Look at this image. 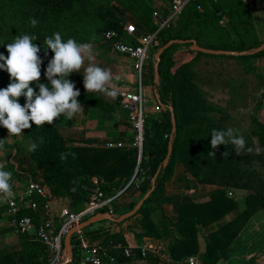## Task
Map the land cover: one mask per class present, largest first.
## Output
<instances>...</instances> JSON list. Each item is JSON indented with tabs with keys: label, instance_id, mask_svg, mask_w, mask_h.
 Instances as JSON below:
<instances>
[{
	"label": "trees",
	"instance_id": "1",
	"mask_svg": "<svg viewBox=\"0 0 264 264\" xmlns=\"http://www.w3.org/2000/svg\"><path fill=\"white\" fill-rule=\"evenodd\" d=\"M212 1H200L202 12L197 9V4L189 5L169 28L158 35L160 49L174 40L179 43L171 46L160 58V83L156 85L154 77L152 80L161 116L146 120L141 159L136 148L71 144V139H84L85 132L76 128L73 119L68 120L64 116L52 125L38 127L33 123L21 135L24 140L38 144L43 138V144H39L36 151L27 150L26 154L32 169L42 173L43 180L40 181L53 198L54 205H57L56 199L67 200L72 213L84 211L96 192L102 193L104 198H115L133 182L131 185L137 187L143 198L154 189L136 215L141 225V233L137 234V238L170 239V259L177 264L197 254H202V264H241L234 258L237 242L253 224L254 218L259 214L264 215V175L255 166L258 163L264 167V124L253 114V128L249 135L244 136L247 147H253L251 140H255L259 149L256 155L247 151L237 155L230 143L213 149L212 130L227 128L222 125V120L213 117L220 109L209 104L204 91L196 83L194 73L195 66L202 58L244 61L250 57H264V50L255 53L264 42L256 32L249 7L242 0L223 7ZM154 12V0H0V54L5 57L9 55L7 44L14 42L17 35H35L38 39L34 42L41 49L38 55L43 60L39 83L50 86L45 71L54 53L50 49L45 53L47 46L44 49L43 41L46 37L60 32L65 41L74 38L79 43L97 44L111 52V44L105 39V34L109 32L117 34L116 40L139 44L125 30V14L136 19L145 28L146 34H153L158 30ZM33 17L39 21L36 27L30 24V18ZM225 18H229V24L240 38L239 41L233 40L223 25ZM192 41L207 50L237 55L213 56L194 52L191 50ZM182 51L195 57L178 65L176 56ZM0 63L4 61L0 60ZM69 79L81 92L78 100L89 109L115 112L121 108L119 95L113 98L104 93H88L84 87V77L78 73H72ZM11 82L10 74L0 69V89L7 88ZM30 86L39 93L37 82H32ZM250 97L245 88L234 91L227 100V110H249ZM19 102L23 106L26 97L21 96ZM260 107L261 103L255 112ZM173 117L176 121L175 134ZM6 134L7 129L0 126V139H5ZM132 141L133 135L126 145L130 146ZM171 143L172 155L165 168L164 161ZM3 144L0 151L9 148L6 140ZM213 151L216 155L209 154ZM61 154H65L64 158ZM8 165V170L19 178H30L28 174L18 171L13 157L8 159ZM178 165H182L198 184L218 189L208 195L209 200L206 202L184 201L175 221L164 215L156 220V213L163 210L165 205L173 203L174 197L167 195L166 186L172 181ZM237 190L248 192L242 211L218 230L203 236L204 229L239 208ZM136 205L122 210L114 199L112 215L118 220L133 211ZM108 212L110 210L104 208L98 213ZM24 214L34 216L31 211H25ZM6 220V210L0 208V222ZM116 225L121 227L120 231L108 234L101 243L108 254L120 263L143 259L139 250L129 249L122 224ZM58 229L59 225L55 221V230ZM88 229L83 230V233ZM8 231L13 232V229L7 228L3 232ZM3 232L0 231V235ZM201 238L205 242L204 249L201 247ZM19 239L21 249L0 256V264H49L48 251L42 242L24 234H20ZM72 245L76 261L79 256L77 235L73 237ZM126 250H130L133 256H127Z\"/></svg>",
	"mask_w": 264,
	"mask_h": 264
},
{
	"label": "crops",
	"instance_id": "2",
	"mask_svg": "<svg viewBox=\"0 0 264 264\" xmlns=\"http://www.w3.org/2000/svg\"><path fill=\"white\" fill-rule=\"evenodd\" d=\"M158 3V9L160 11L168 12L169 1L168 0H156ZM155 1V2H156ZM127 33L139 40L146 34L145 28L130 14H125L124 16ZM261 41L264 42V37H260ZM96 53L95 63L102 67L110 69L113 73V83L116 86L117 92L125 90H135L138 85L139 77L135 72L134 61L125 56L114 54L107 51L104 47L92 44ZM184 52V51H182ZM195 55L187 53L184 55V62L191 61ZM206 58H202L200 61ZM210 60V59H209ZM230 61H235L240 68L241 73L246 79H255L256 84V101L252 113L256 115L259 121L264 124V57L255 58L250 57L244 61L229 59ZM155 57L152 56L150 61L146 64L143 74V96H144V106L146 110L147 117L159 118L161 116V109L156 100L152 80L154 77ZM183 62V63H184ZM87 61L85 62V67L87 66ZM79 75L83 76L84 69L82 68ZM253 94V91L251 90ZM261 103V107L255 112L257 105ZM84 111L82 114H78L73 118L75 121V126L78 130L85 132V138L82 144L85 145H95L97 147H106L109 143H123L127 144L130 137H132V127L129 121V114L118 108L115 112H104L98 109H89L86 105H83ZM250 110V109H249ZM63 116H61L62 118ZM7 134L5 135V140L9 145L6 150L0 151V163L8 168V159L13 157L14 162L18 171L27 174L31 168V162H29L26 157L20 154L19 151L11 144ZM12 138V137H11ZM17 138H23L21 135ZM11 140V139H10ZM77 139H71L70 143L76 141ZM27 161V164H25ZM214 186L210 185H200L197 183L196 179L193 178L182 165H178L175 170L174 177L170 183L167 184V195L173 196V203L165 205L163 210L156 213L155 219L159 220L163 215L176 220L180 206L184 201L192 200L195 202H206L209 200L208 195L215 191ZM141 193L134 185H127L124 190L119 193L115 200L122 210L127 209L133 204H138L142 200ZM240 202V200H239ZM244 202V201H243ZM240 202L239 208L229 215H227L223 220L211 225L210 227L204 229L203 236L218 230L225 223L233 220L244 208V203ZM63 208H68V205H55L54 213L55 217H59L61 210ZM87 208V204H86ZM85 208V209H86ZM5 221L0 222V231L7 230V228L2 224ZM122 228L125 231V239L128 244L129 249L139 250L143 259L136 260L134 262L120 263L116 261L115 264H177L170 259L169 255V244L170 239L158 240L151 238H144L139 240L137 234L141 233V225L139 222V217L136 216L122 223ZM121 227L116 224H110L109 222H102L89 227L87 232L83 231L76 234L81 236L84 241L89 244H101L107 238L108 234L119 232ZM205 242L201 238V247L204 249ZM237 249L234 258L240 261L241 264H264V215L259 214L254 218L253 224L244 233L243 236L237 242ZM21 249L19 235L14 231L3 232L0 235V256L6 255L10 252H16ZM202 259V254L192 255ZM190 256V257H192ZM179 264H188L184 261Z\"/></svg>",
	"mask_w": 264,
	"mask_h": 264
},
{
	"label": "clouds",
	"instance_id": "3",
	"mask_svg": "<svg viewBox=\"0 0 264 264\" xmlns=\"http://www.w3.org/2000/svg\"><path fill=\"white\" fill-rule=\"evenodd\" d=\"M39 21L30 18L32 27H36ZM38 39L35 35H17L14 42L7 44V57L0 54V69L6 70L12 79L7 88L0 89V126L6 128L9 137H19L24 130L30 129L34 123L36 126L52 125L61 116L72 120L78 114H82L84 108L78 100L81 95L76 85L69 79L72 73H80L84 69V87L88 93H104L109 97L118 95L113 83V73L110 69L102 68L95 63L96 53L91 43H79L74 38L66 41L60 32L45 38V53L50 49L54 56L49 61L45 76L49 84L39 83L41 78V66L43 60L40 55V47L34 42ZM95 39V37H93ZM87 66L85 67V62ZM37 82L39 93L30 85ZM26 97V103L22 106L19 98ZM0 139V149H3V141ZM232 144L235 153L240 155L252 152L247 147V141L239 129L227 128L226 130L213 129L211 132V146L216 149L220 145ZM43 144V138L39 140ZM38 143L29 142L27 150L34 152L39 147ZM210 155H216L210 152ZM227 153L224 154V156ZM65 154H61L64 158ZM12 172L5 170V165L0 163V195L4 200L14 196L12 188Z\"/></svg>",
	"mask_w": 264,
	"mask_h": 264
},
{
	"label": "built area",
	"instance_id": "4",
	"mask_svg": "<svg viewBox=\"0 0 264 264\" xmlns=\"http://www.w3.org/2000/svg\"><path fill=\"white\" fill-rule=\"evenodd\" d=\"M168 12L155 11L154 20L158 25V30L153 34H147L139 40V44L134 45L125 41L116 40L117 34L109 32L105 34V39L110 42L111 52L125 56L134 61L135 72L138 74L139 81L135 90H125L119 92L120 107L129 114V121L132 127L133 141L130 146L123 143H109L106 148H136L139 151L140 159L143 153L145 140V124L147 114L144 106L143 96V74L146 64L160 50L159 33L171 26V24L183 13L191 4H197V9L202 12L201 0H168ZM224 20L222 21V23ZM8 170V168H5ZM11 172V171H10ZM12 188L14 196L4 200L0 195V208L6 210L8 220L6 226L20 235L34 236L42 242L48 251L49 264H115L116 259L111 257L107 249L101 244H87L84 239L79 237V256L76 261L74 258L69 260L65 251V238L67 234L76 226L94 216L100 210L108 208L113 214L112 204L115 198H104L103 194L96 192L88 203V207L81 213H72L68 208L61 210L60 216L55 217L53 198L42 186L40 180L31 178H19L12 172ZM133 183V182H131ZM25 211H31L34 216L23 215ZM55 221L59 229L55 230ZM81 233V232H79ZM126 254L132 255L130 250ZM188 264H202V259L192 256L187 260Z\"/></svg>",
	"mask_w": 264,
	"mask_h": 264
},
{
	"label": "rangeland",
	"instance_id": "5",
	"mask_svg": "<svg viewBox=\"0 0 264 264\" xmlns=\"http://www.w3.org/2000/svg\"><path fill=\"white\" fill-rule=\"evenodd\" d=\"M154 0V9L158 11V2ZM250 9L251 16L253 18L254 26L256 32L259 37H264V0H249V2H245L242 0ZM216 5L219 7H223L225 5H231L233 2H238V0H213ZM211 4V3H209ZM229 18H225L223 25L226 26V29L230 33L231 37L235 41H239V37L235 34L232 26L229 24ZM186 52H180L177 54V64H182L185 59H183ZM196 83L201 87L204 91L206 98L209 104L215 106L220 109L219 113L213 114V117L216 120H222V125L225 128H234L239 129L240 132L245 135H249L252 127V110L254 107V103L256 101V84L255 79H246L245 76L240 71V68L236 64L235 61H230L229 59H204L199 61L198 64L194 68ZM247 89L250 94L249 100V109L250 110H238L235 112H230L227 110V100L230 97V94L234 91H238L241 89ZM253 91V94L251 93ZM146 111V110H145ZM9 137V134H8ZM9 141L20 154L24 155L26 159L30 162L28 155L26 154L28 143L30 141L24 140L23 138L17 137H9ZM11 139V140H10ZM83 139H78L71 144H82ZM253 141V151L252 155H256L259 151L258 145H256L255 140ZM27 164V161H25ZM256 168L259 173L264 175V167H260L258 163H256ZM32 168V164H31ZM31 179L43 180L42 173L31 169L27 173ZM218 189L217 187L215 190ZM248 194L246 191L237 190L236 197L240 200V202L244 201L245 196ZM62 200L56 199L57 206L61 205ZM63 205H68L67 200L62 201ZM6 228L5 224L2 223ZM18 235V234H17Z\"/></svg>",
	"mask_w": 264,
	"mask_h": 264
},
{
	"label": "water",
	"instance_id": "6",
	"mask_svg": "<svg viewBox=\"0 0 264 264\" xmlns=\"http://www.w3.org/2000/svg\"><path fill=\"white\" fill-rule=\"evenodd\" d=\"M245 2H249V0H245ZM178 41H171L169 42L167 45H165L163 48H161L157 54V59H156V63L154 64V83L156 85H158L160 83V73H159V62H160V58L162 56V54L168 50L171 46L178 44ZM192 44L191 50L194 52H199V53H203L206 55H213V56H236L237 54L235 53H231V52H224V51H215V50H207L204 49L202 47H200L199 45H197V43L195 41L190 42ZM264 50V44L262 47H260L255 53L258 52H262ZM246 54V53H245ZM176 133V121L175 118L173 117V134ZM172 150H173V146L172 143L169 146V153L167 158L164 161V167L166 168L169 165L170 159H171V155H172ZM159 173L157 174V176L155 177L153 183L155 184L156 182V178L158 177ZM154 189L151 190V192L147 193L143 199L136 205V207L134 208L133 211L123 215L120 219L116 220L112 214L110 213H98L92 217H90L89 219H87L86 221H84L82 224H80L79 226L74 227L66 236L65 238V251L67 253L68 259L71 260L74 258V252H73V245H72V239L73 237L78 234L79 232H82L83 230L98 224V223H102V222H115L116 224H122L124 222H126L127 220L134 218L138 212L140 211V209L142 208V206L144 205V203L150 198L151 194L153 193ZM88 207V204H87ZM62 264H68V261L63 262Z\"/></svg>",
	"mask_w": 264,
	"mask_h": 264
}]
</instances>
